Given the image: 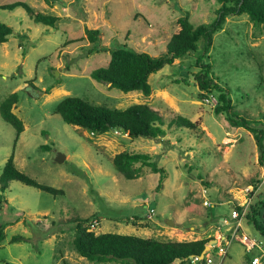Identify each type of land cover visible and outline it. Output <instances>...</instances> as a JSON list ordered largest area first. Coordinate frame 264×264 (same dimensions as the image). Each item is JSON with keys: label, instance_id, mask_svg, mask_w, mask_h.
<instances>
[{"label": "rangeland", "instance_id": "374dc122", "mask_svg": "<svg viewBox=\"0 0 264 264\" xmlns=\"http://www.w3.org/2000/svg\"><path fill=\"white\" fill-rule=\"evenodd\" d=\"M13 1L26 2L44 13L52 5L51 13L60 19L54 26L44 25L19 6L0 8V20L11 26L5 45L0 46V100L17 91L11 110L23 128L14 140L15 129L0 116V168L12 152L20 171L37 182L62 189V193L8 181L0 191L4 233L0 264H125L79 255L67 221L75 215L90 217L95 232L158 240H219L221 235L227 239L233 221L226 224L222 218H228L230 206L244 201L243 187L257 182L261 166L250 128L231 125L223 111L215 110L218 89L212 86L206 91L196 84L193 73L199 68L197 53L173 58L151 72L147 95L138 90L122 91L89 75L92 68L107 63L109 50L118 43L151 54L163 52L175 18L183 10L193 25L208 22L218 1L0 3ZM85 26L99 29L97 50L87 49L91 42L85 36ZM211 38L208 56L201 61L209 62L214 80L228 87L233 109L264 124V25L252 22L244 12L228 14ZM197 44L200 47V41ZM21 81L20 89H15ZM66 95L119 108L145 102L163 113L165 123L169 112H175L195 121L196 127L171 124L155 138L130 137L118 129L93 133L64 122L54 112L55 104ZM120 150L150 153L164 168L160 184L159 173L145 165L139 166L133 178L117 172L110 158ZM58 152L63 154L60 161L55 160ZM263 187L261 183L251 192L250 201ZM259 201L264 203V194ZM241 229L262 238L245 219ZM16 233L26 240L8 242ZM226 250L220 264H250L248 253L236 238L228 240ZM170 264L187 263L175 258Z\"/></svg>", "mask_w": 264, "mask_h": 264}, {"label": "trees", "instance_id": "16d2710c", "mask_svg": "<svg viewBox=\"0 0 264 264\" xmlns=\"http://www.w3.org/2000/svg\"><path fill=\"white\" fill-rule=\"evenodd\" d=\"M46 4H53L54 0H43ZM214 17L208 22H199L193 25L185 10L175 18V28L170 33L165 50L159 54H151L145 50H138L126 43H118L109 50V58L105 65L92 68L90 77L107 83L122 91L138 90L147 95L151 86L148 75L157 70L164 63L172 62L173 58L186 53L196 52L195 62L199 68L193 73L198 87L208 90L210 87L218 89V102L216 111H223L231 125H240L250 128L257 147V161L264 170V124L254 118H247L233 109L231 99L228 96V87L219 85L213 78L210 63L201 61L210 44L212 33L219 29L228 14L246 13L248 18L256 23L264 25V0H217ZM14 6L21 7L29 17L44 25L54 26L60 19L59 15L49 14L34 9L23 1L1 3L0 8L11 9ZM11 32V26L0 20V42L6 40ZM84 33L91 42L87 49L91 52L97 50L99 29L85 26ZM200 41V47L197 42ZM65 42V40H64ZM23 51V50H22ZM31 81V80H29ZM47 90V88H45ZM45 90V91H46ZM18 93L13 90L0 100V116L15 129L14 140L22 128L21 119L11 110L12 104L17 101ZM61 119L66 123L78 125L93 133H101L110 129L123 127L124 133L130 137L155 138L164 133L169 125L193 129L196 122L175 112H169L167 121L162 112L145 102L131 103L123 108L94 104L78 96H63L54 106ZM258 121V122H257ZM259 123V124H254ZM115 170L125 178H133L139 171V166H148L152 171L159 173L157 185L164 168L158 166L156 160L148 152L120 150L110 158ZM138 162V165H134ZM9 180H18L24 184L34 186L52 194L62 193V189L37 182L33 178L20 171L13 163L12 152L3 161L0 168V191L8 185ZM260 181L251 184L255 189ZM264 185V182H263ZM263 189L255 198L247 204L244 213L246 222L251 223L254 229L264 239V203L259 201ZM0 193V200L2 199ZM237 208L239 206L236 205ZM90 217L75 215L67 221L70 223L73 235L72 245L75 251L88 260L107 261L116 260L125 264H169L175 258L185 260L190 264V256L198 255L203 245L212 237H201L190 240H158L135 234L119 233L113 231L95 232L90 223ZM3 225L0 223V240L3 239ZM26 240L22 234L10 235L8 242ZM61 264H66L62 261Z\"/></svg>", "mask_w": 264, "mask_h": 264}, {"label": "built area", "instance_id": "2783aa9c", "mask_svg": "<svg viewBox=\"0 0 264 264\" xmlns=\"http://www.w3.org/2000/svg\"><path fill=\"white\" fill-rule=\"evenodd\" d=\"M259 178L260 181L257 187L264 182L263 169L260 170ZM255 189H252L251 185L249 184L245 185L243 187V192L245 194L244 201L230 206L228 218H222V221L226 224L229 222V220L233 221L228 238L226 239L223 237V235L219 236V240L215 239L214 242L209 244L208 249L204 251L201 258H199L198 255L190 256V264H220L222 257L227 253L226 243L231 238H236L243 245L244 251L248 253V261L250 264H264V239L261 237L257 238L255 236L248 235L241 229V221L244 219V213L247 210V204L251 198V192ZM248 193L250 195H248ZM203 202L207 203V200L204 199ZM236 205L239 206V208H237ZM149 210L151 213L152 208H149Z\"/></svg>", "mask_w": 264, "mask_h": 264}, {"label": "water", "instance_id": "95a60500", "mask_svg": "<svg viewBox=\"0 0 264 264\" xmlns=\"http://www.w3.org/2000/svg\"><path fill=\"white\" fill-rule=\"evenodd\" d=\"M55 73H56V71H55ZM117 129H118L119 131H121V132L124 131L123 127H121V126H118ZM62 157H63V154L60 153V152H58V153L55 155V160H56V161H60V160L62 159ZM167 222L170 223L169 220H167ZM214 241H215V238H211L210 240H208V241H206V242L204 243L203 248L201 249L200 253L198 254V257H199V258H201V257L203 256V253H204V251H205L206 249H208L209 244L212 243V242H214Z\"/></svg>", "mask_w": 264, "mask_h": 264}, {"label": "crops", "instance_id": "0c3cea01", "mask_svg": "<svg viewBox=\"0 0 264 264\" xmlns=\"http://www.w3.org/2000/svg\"><path fill=\"white\" fill-rule=\"evenodd\" d=\"M1 3H3V2H1ZM0 3V4H1ZM46 6V5H45ZM52 6V5H51ZM51 6H47L48 7V12H46V13H49V14H53V13H51V11L53 10V7H51ZM56 15H58V14H56ZM6 21V20H5ZM8 23V22H7ZM10 34V33H9ZM8 34V35H9ZM1 45H5V40L4 41H2V42H0V46ZM18 46H20V45H18ZM20 64V63H19ZM21 65V64H20ZM21 84H22V81L21 82H19V84L15 87V89H20V87H21ZM56 92H58L59 93V91H55L54 93H56ZM14 112V111H13ZM15 113V112H14Z\"/></svg>", "mask_w": 264, "mask_h": 264}]
</instances>
